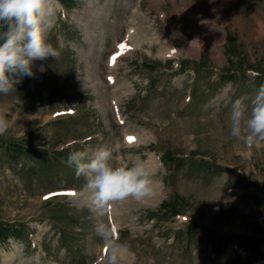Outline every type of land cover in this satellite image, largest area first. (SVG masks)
<instances>
[{
    "label": "rangeland",
    "instance_id": "obj_1",
    "mask_svg": "<svg viewBox=\"0 0 264 264\" xmlns=\"http://www.w3.org/2000/svg\"><path fill=\"white\" fill-rule=\"evenodd\" d=\"M48 8L45 36L60 55L35 60L34 75L0 93L10 120L0 135V264H106L101 221L129 244L123 264H229L232 246L215 250L217 238L203 233L245 231L251 208L226 168L264 183V144L231 136L229 119L232 101L264 82V0H50ZM207 27L221 34L217 44L203 37ZM166 42L173 56L162 54ZM115 142L122 147L110 162L152 156L158 185L101 215L66 159ZM192 223L204 229L190 234Z\"/></svg>",
    "mask_w": 264,
    "mask_h": 264
},
{
    "label": "clouds",
    "instance_id": "obj_2",
    "mask_svg": "<svg viewBox=\"0 0 264 264\" xmlns=\"http://www.w3.org/2000/svg\"><path fill=\"white\" fill-rule=\"evenodd\" d=\"M49 0H0V93L7 94L24 76L34 75L35 60L57 58L60 52L45 36L44 17L49 14ZM43 71L44 66L39 65ZM230 135L247 145L264 144V82L252 95L236 97L230 110ZM10 127V120L0 109V135ZM122 145L115 142L99 146L89 155L85 148L68 153L66 163L74 166L76 175H83L91 192L92 204L99 214L112 201L132 196L143 199L158 185L154 170L143 159L114 165L110 158ZM96 233L107 248L106 264H123L131 255L126 241L116 235L110 224L95 225Z\"/></svg>",
    "mask_w": 264,
    "mask_h": 264
},
{
    "label": "trees",
    "instance_id": "obj_3",
    "mask_svg": "<svg viewBox=\"0 0 264 264\" xmlns=\"http://www.w3.org/2000/svg\"><path fill=\"white\" fill-rule=\"evenodd\" d=\"M226 170L243 190L239 199L251 208L249 214H243L245 231L229 232L218 236L205 231L203 235L210 241L217 238L215 250L217 247L232 246L234 252L229 258V264H256L264 260V183H259L233 169L226 168ZM197 227L204 229L203 225L192 223L187 227V231L190 234L195 233Z\"/></svg>",
    "mask_w": 264,
    "mask_h": 264
},
{
    "label": "bare ground",
    "instance_id": "obj_4",
    "mask_svg": "<svg viewBox=\"0 0 264 264\" xmlns=\"http://www.w3.org/2000/svg\"><path fill=\"white\" fill-rule=\"evenodd\" d=\"M182 9L183 10L180 12L181 15L187 16L186 14H189V15L190 14H195V15H191V17H192L191 20L193 19L192 20L193 23H199V24H201V21L196 18V17H200V16L197 15V12L195 10H191L192 9L191 7H182ZM207 28H209V29H207L206 31L204 29H202V30H204L203 31V37H205L207 39L208 34H213V35H215V38L212 39V40L209 39L208 41L211 42V43L217 44V42H215V41H217L219 39V37L221 36V34L218 32V30L215 27H212V28L207 27ZM202 30H201V32H202ZM131 35L134 36L135 35L134 32ZM146 37H147V35H146ZM150 38H152V37H150ZM168 40L171 43L172 38H169ZM125 42L127 43L126 40H125ZM170 43L169 44L167 42L165 43V46H164L165 50H163V49L161 50V51H164V53H162V54L167 55V56H171V55L173 56V54L176 53V51H175L176 48L170 49ZM126 46H128V45H126ZM186 48L188 49V47H186ZM167 49H168V51H167ZM171 53H173V54H171ZM116 61H117V59L115 60V63H116ZM126 135L129 136V135H132V134H130V133L127 132ZM138 139H139V137L137 135H133V141H136ZM151 160H152V162H150L149 165L151 166V168H154L155 167V164H153V163H156V162H155V160H154V158L152 156H151Z\"/></svg>",
    "mask_w": 264,
    "mask_h": 264
},
{
    "label": "snow or ice",
    "instance_id": "obj_5",
    "mask_svg": "<svg viewBox=\"0 0 264 264\" xmlns=\"http://www.w3.org/2000/svg\"><path fill=\"white\" fill-rule=\"evenodd\" d=\"M121 47H125V45H120ZM111 79V78H110ZM129 139H132L131 137H129ZM113 229L115 230V226H113ZM107 251V249H106Z\"/></svg>",
    "mask_w": 264,
    "mask_h": 264
}]
</instances>
